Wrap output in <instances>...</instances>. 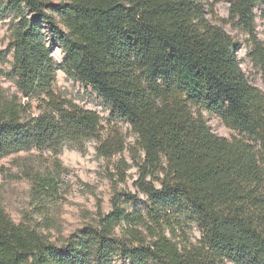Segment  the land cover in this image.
<instances>
[{
    "label": "trees",
    "instance_id": "1",
    "mask_svg": "<svg viewBox=\"0 0 264 264\" xmlns=\"http://www.w3.org/2000/svg\"><path fill=\"white\" fill-rule=\"evenodd\" d=\"M227 1L228 23L250 37L249 59L264 81L255 27L264 0ZM4 11L18 22L12 71L0 76L20 96L0 90V161L90 140L106 160L126 149L117 125L104 140L96 112L55 93L63 69L131 126L144 155L134 185L147 202L128 210L138 197L113 198L110 213L99 206L94 224L60 246L15 224L0 205V264H264V93L249 83L236 42L201 0H7ZM35 102L40 114L24 119ZM204 113L238 136L214 134Z\"/></svg>",
    "mask_w": 264,
    "mask_h": 264
},
{
    "label": "rangeland",
    "instance_id": "2",
    "mask_svg": "<svg viewBox=\"0 0 264 264\" xmlns=\"http://www.w3.org/2000/svg\"><path fill=\"white\" fill-rule=\"evenodd\" d=\"M55 4L60 0H52ZM209 20L232 36L237 45L240 67L249 83L264 93V81L259 69L249 59L250 37L236 23H228L230 4L227 0H201ZM7 0H0V69L11 73L13 53L9 49L11 34L18 22L15 14L4 11ZM256 36L264 44V6L255 9ZM46 41L50 31L43 25ZM60 61L64 54L60 48L53 50ZM55 93L86 110L96 112L104 128L102 136L109 137V128L117 125L125 139L126 149L106 160L99 156V142L90 140L82 145L66 143L57 152L49 148H33L11 154L0 161V205L17 225L38 231L52 243L60 246L64 241L86 225L94 224L98 207L104 213L112 211V199L118 197L128 201L138 197L137 203L130 202L128 210H143L147 202L144 193L137 190L134 183L138 178L137 162L144 157L137 145V136L129 123L115 121L111 117V107L97 94L94 88L69 77L59 69L53 85ZM0 90L12 98L20 94L14 82L0 76ZM37 102L25 115H39ZM205 120L214 134L232 140L238 133L224 126L215 115L204 113ZM125 173L124 182L121 181ZM50 182V186L47 187ZM191 240L195 242L199 231L193 227ZM113 264H123L115 260Z\"/></svg>",
    "mask_w": 264,
    "mask_h": 264
},
{
    "label": "built area",
    "instance_id": "3",
    "mask_svg": "<svg viewBox=\"0 0 264 264\" xmlns=\"http://www.w3.org/2000/svg\"><path fill=\"white\" fill-rule=\"evenodd\" d=\"M53 58H55L56 60L60 61L58 56L56 54H52Z\"/></svg>",
    "mask_w": 264,
    "mask_h": 264
}]
</instances>
